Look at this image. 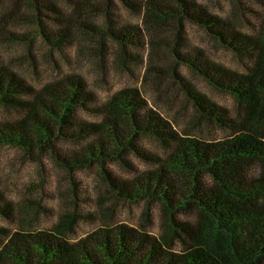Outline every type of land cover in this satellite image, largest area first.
<instances>
[{"label": "trees", "instance_id": "16d2710c", "mask_svg": "<svg viewBox=\"0 0 264 264\" xmlns=\"http://www.w3.org/2000/svg\"><path fill=\"white\" fill-rule=\"evenodd\" d=\"M116 2L141 16V23H120ZM246 3L259 19L252 33L196 0H0L7 6L0 13V46L32 45L33 34L13 27L33 24L50 50L62 51L80 37L100 62L112 47L115 63L131 72L139 67L138 52L148 48L144 82L177 86L193 110L192 128L227 132L213 141L179 132L135 88L98 102L76 74L36 89L16 72L14 61H0V107L20 113L0 124V145L18 148L22 159H51L70 173L99 169L106 196L155 201L163 221L160 237L119 225L73 243L49 231H17L0 247V264H264V0ZM193 24L244 57L245 72L216 65L192 48L186 27ZM164 57L168 63L162 69ZM179 65L232 96L235 113L196 91L178 75ZM80 111L99 120L84 121ZM143 138L153 139L163 152L142 149ZM71 144L73 149L65 148ZM130 157L145 161L150 170L132 179L112 170L134 169ZM258 168L262 174L255 173ZM70 228L61 223L55 231ZM175 242L182 251L172 250Z\"/></svg>", "mask_w": 264, "mask_h": 264}, {"label": "rangeland", "instance_id": "374dc122", "mask_svg": "<svg viewBox=\"0 0 264 264\" xmlns=\"http://www.w3.org/2000/svg\"><path fill=\"white\" fill-rule=\"evenodd\" d=\"M196 1L215 15L236 22L245 33L254 32V27L259 24L257 16L244 7L247 5L246 0L238 2L240 6L237 0ZM252 3L255 10H260L257 2ZM6 7L0 4V13L6 11ZM68 10H72V7ZM114 13L115 18L122 24L141 23V16L129 11L121 3L116 2ZM13 29L20 34H33L34 41L32 45H1L0 61H14L9 64L36 89L66 74H76L82 76L87 86L95 91L98 102L107 101L121 90L135 88L143 91L149 106L170 120L179 132L187 131L192 136L210 141L221 139L227 133L224 129L216 127L192 128L190 121L193 110L190 104L184 101L183 95L177 92V86L144 82V72L149 63L148 48L138 52L141 57L139 67L131 72L130 66H118L115 63L112 47L109 57L100 62L96 53L92 55L85 48L80 37L62 51H58L50 50L43 44L33 24L17 25ZM186 30L188 44L204 51L213 63L237 73L245 72L244 57L241 58L218 44L199 26L187 25ZM159 63L162 69H165L168 59L165 58ZM178 75L217 106L235 113L236 103L232 96L212 86L184 65H179ZM19 116L20 113L16 110L0 107V124L13 122ZM78 116L87 122L99 120L96 115L86 111H80ZM139 144L149 153L163 152L162 147L151 138H143ZM74 147L73 144L65 146L68 150ZM43 159L41 162L22 159L18 148L0 145V231H4L0 232V247L8 235L17 231H49L70 243L99 228L119 225H126L152 236L160 237L163 234L160 208L155 201L148 204L143 200H114L106 196L99 169H75L70 173L60 169L51 159ZM130 159L134 169L112 170L127 179L135 178L136 173L150 170L145 161L137 157ZM262 172L261 168L255 169L257 174ZM61 223L71 224V228L55 231V227ZM171 248L175 252L182 251L177 242L173 243Z\"/></svg>", "mask_w": 264, "mask_h": 264}]
</instances>
